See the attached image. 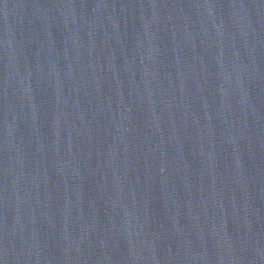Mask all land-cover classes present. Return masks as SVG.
Here are the masks:
<instances>
[{
    "label": "water",
    "instance_id": "95a60500",
    "mask_svg": "<svg viewBox=\"0 0 264 264\" xmlns=\"http://www.w3.org/2000/svg\"><path fill=\"white\" fill-rule=\"evenodd\" d=\"M0 264H25L0 133Z\"/></svg>",
    "mask_w": 264,
    "mask_h": 264
}]
</instances>
